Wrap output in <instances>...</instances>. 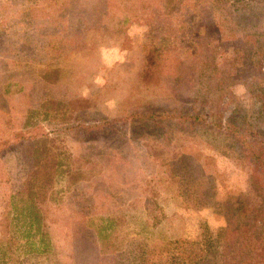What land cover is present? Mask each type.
<instances>
[{
    "label": "rangeland",
    "instance_id": "374dc122",
    "mask_svg": "<svg viewBox=\"0 0 264 264\" xmlns=\"http://www.w3.org/2000/svg\"><path fill=\"white\" fill-rule=\"evenodd\" d=\"M252 154L264 0H0V264H234L216 237L264 243Z\"/></svg>",
    "mask_w": 264,
    "mask_h": 264
},
{
    "label": "trees",
    "instance_id": "16d2710c",
    "mask_svg": "<svg viewBox=\"0 0 264 264\" xmlns=\"http://www.w3.org/2000/svg\"><path fill=\"white\" fill-rule=\"evenodd\" d=\"M154 61L155 59L153 56H150L149 54L146 55L144 59V64L146 65V69L149 67L150 68L153 67ZM176 115L177 114H174L173 116H175L176 118H181V120H187L189 122H192L195 119L194 117H192V115L189 116V114H184L182 116H176ZM241 144L242 147L247 148V145L245 144L244 140L241 142ZM250 157L253 161L256 162V166L260 167L261 171L264 172L263 170L264 162H261L259 157L253 154L250 155ZM257 161L258 162L260 161L262 166H259ZM18 215L26 218V223L28 224V227H34L37 231L39 230V225L41 221L38 217L37 212L31 205H26L23 208H20L18 211ZM97 236L98 239H101L102 237L100 232H98ZM201 236H202L201 242L208 243L207 242L208 234H202ZM216 241L218 244L224 246L226 245L229 248L228 250L231 253L234 264H264V243L257 244L255 242H252V239L247 238L246 235H243L241 238H234L233 240H231L228 237L224 238V240H222V238L216 237ZM199 243H200L199 240L193 242L182 241V240L167 242L161 249L158 250V252L155 251L147 252L148 256H145L146 252L144 250L143 254L145 258L143 259L142 264L152 263L148 260L154 259L156 253L159 255V258H161L162 255L161 252H163L164 254L165 252L164 249L167 245H169L170 249H175L177 256L180 257L181 263L183 262L184 264H210L208 263V261L204 260V256H205L204 252L199 254L198 256H194L191 253V252L195 253L197 247L199 246ZM198 252H200V250ZM196 259L198 260L195 262Z\"/></svg>",
    "mask_w": 264,
    "mask_h": 264
}]
</instances>
